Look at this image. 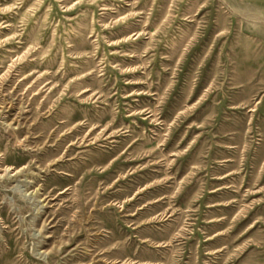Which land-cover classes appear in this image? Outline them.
I'll use <instances>...</instances> for the list:
<instances>
[{
	"label": "rangeland",
	"instance_id": "rangeland-1",
	"mask_svg": "<svg viewBox=\"0 0 264 264\" xmlns=\"http://www.w3.org/2000/svg\"><path fill=\"white\" fill-rule=\"evenodd\" d=\"M0 264H264V0H0Z\"/></svg>",
	"mask_w": 264,
	"mask_h": 264
}]
</instances>
